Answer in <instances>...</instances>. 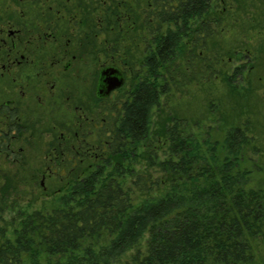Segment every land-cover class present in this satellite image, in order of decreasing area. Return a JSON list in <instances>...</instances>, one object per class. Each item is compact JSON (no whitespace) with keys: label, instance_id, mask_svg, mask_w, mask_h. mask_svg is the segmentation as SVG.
I'll use <instances>...</instances> for the list:
<instances>
[{"label":"trees","instance_id":"1","mask_svg":"<svg viewBox=\"0 0 264 264\" xmlns=\"http://www.w3.org/2000/svg\"><path fill=\"white\" fill-rule=\"evenodd\" d=\"M142 2L141 25L149 36L142 76L118 102L102 109L93 143L100 157L86 170L65 144L68 185L50 211L19 216L9 235L0 228V264H116L135 248L126 264H250L249 239L264 225V197L245 188V150L252 147L245 130L230 128L218 152L217 143L204 141L203 149L175 122L165 129L166 157L156 162L153 151L147 155L149 166L165 178L147 172L132 180L142 192L161 188L160 195L133 202L122 185L128 164L149 138L161 96L219 76L234 92L232 83L244 67L233 75L221 72V58L211 59L208 52L225 10H215V4L225 0ZM104 12L101 25L92 24L104 32L138 25L137 8L127 4L118 2Z\"/></svg>","mask_w":264,"mask_h":264},{"label":"rangeland","instance_id":"2","mask_svg":"<svg viewBox=\"0 0 264 264\" xmlns=\"http://www.w3.org/2000/svg\"><path fill=\"white\" fill-rule=\"evenodd\" d=\"M0 1V11L14 8L13 0ZM54 1L68 5L67 14L72 17V22L66 23L65 20L56 22V25L75 33L77 40L74 45L83 44L77 54L82 57L80 66L85 71L80 82L85 87L84 95H77L79 86L74 83L79 79L72 74L74 69L67 72L60 70V76H55L56 89L63 93L74 86L77 91L75 100L72 96L68 102L64 101L65 93H68L65 92L59 104L54 105L55 112L51 117L43 116V110L33 136H22L13 145L15 151L22 148L17 162L0 153V228H4L7 235L19 223V216L38 210L50 211L54 197L68 185V176L63 172L64 167L69 166L65 163V144L78 151L79 164L86 170L100 157L96 156L98 151L93 144L96 131L93 130V135L87 140L85 138L86 144L82 143V149H78L79 139L74 134L81 130L75 105H79L80 100L85 103L86 116L88 109L91 113L95 112L92 101L94 91L91 88L95 85L99 66L114 65L125 74L123 87L112 99L101 104L102 109L116 103L137 82L138 75L142 76L140 63L149 40L141 25L143 0ZM118 2L137 8V27L132 28V25L126 29L124 26L119 32L116 29L104 32L100 26L95 28L92 24L102 23L107 7ZM219 4H215V10L225 9L221 14L223 23L216 36L208 41V52L211 59L214 55L221 58V72L233 75L237 67L244 66L242 76L234 78V92L229 91L219 76L199 83L179 85L160 97L159 106L153 111L149 138L140 146L139 156L128 164L130 173L121 178L133 202L160 195L161 188L142 192L132 186V180L137 174L147 172H151L154 178H165L156 166H149L147 155L153 151L157 155L154 158L156 162L166 157L163 142L165 129L175 122L184 128L185 134L198 139L203 149L207 148L204 141L210 145L217 143L218 152H221L220 145L230 128L245 130L252 139V147L245 150L247 160L243 167L249 171L245 188H252L264 197V0H225ZM114 40L117 42L113 43ZM78 62L75 61L73 65L78 66ZM41 119L44 121L39 122ZM146 238L140 242L141 250H144ZM249 243L252 248L250 264H264V225L257 236L249 239ZM135 249L128 251L116 264H126Z\"/></svg>","mask_w":264,"mask_h":264},{"label":"flooded vegetation","instance_id":"3","mask_svg":"<svg viewBox=\"0 0 264 264\" xmlns=\"http://www.w3.org/2000/svg\"><path fill=\"white\" fill-rule=\"evenodd\" d=\"M11 3L13 9L0 11V153L17 162L22 148L15 151L12 147L20 137L33 136L43 110V116L51 117L55 112L54 105L59 104L65 92L68 93H65L64 101L68 102L72 96L74 100L76 98L74 86L63 93L56 89L55 76H60V70L67 72L74 69L72 74L79 79L74 84L79 86L77 95L81 97L85 87L80 82L85 71L80 66L82 57L77 54L82 42L79 41L80 46L74 45L77 40L75 33L56 25V22L65 20L66 23L72 22V17L67 14L68 5L57 4L54 0H13ZM75 61H79L78 66L73 65ZM106 67L120 70L114 65L99 66L95 85L91 88L94 91L92 101L95 112L91 113L88 109L86 116L85 103L80 98L81 103L74 107L79 113L77 120H81L78 124L81 130L74 132L79 139L78 149H82V143L86 144L87 137L101 126V104L112 99L123 87L111 91L105 98L97 96L99 75ZM120 72L125 83V74L122 70ZM71 149L78 153L74 147Z\"/></svg>","mask_w":264,"mask_h":264},{"label":"water","instance_id":"4","mask_svg":"<svg viewBox=\"0 0 264 264\" xmlns=\"http://www.w3.org/2000/svg\"><path fill=\"white\" fill-rule=\"evenodd\" d=\"M124 84V77L120 70L114 67L103 68L99 75L97 96L107 97L111 91L121 88Z\"/></svg>","mask_w":264,"mask_h":264}]
</instances>
